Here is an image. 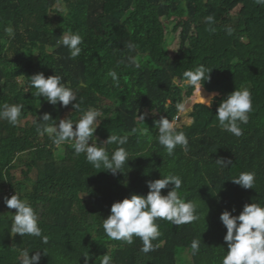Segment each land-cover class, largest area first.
<instances>
[{"label": "trees", "instance_id": "16d2710c", "mask_svg": "<svg viewBox=\"0 0 264 264\" xmlns=\"http://www.w3.org/2000/svg\"><path fill=\"white\" fill-rule=\"evenodd\" d=\"M69 33L83 38L74 59L58 43ZM200 65L212 69L202 95L217 96L210 107L196 98L200 103L188 113L191 124L178 127L189 150L177 146L169 156L156 139L155 122L173 120L177 103L193 96L183 73ZM38 73L61 76L77 100L64 107L36 96L30 77ZM245 88L253 108L246 124L238 122L243 134L236 137L219 127L217 108ZM14 92L21 94L19 101ZM104 103L116 109L114 118H107L112 108ZM5 104L24 108L15 126L0 119V264H20L24 250L30 256L39 251L40 264H85L84 256L88 264H100L106 253L112 264H221L228 250L221 213L238 216L245 204L264 206V5L256 0H0V106ZM89 109L100 113L93 142L112 134L128 137L119 146L129 153L123 173L95 168L86 154H75L72 143L60 146L64 152L58 154L51 134L37 131L38 123L75 124ZM45 113L52 119L42 122ZM104 147L111 156L118 145ZM27 154L33 176L21 179L16 163ZM218 160L231 163L224 167ZM241 172L255 174L254 189L231 180ZM169 174L181 177L179 196L196 205L200 218L179 226L157 219L161 235L148 253L138 237L132 244L109 239L102 225L112 204L132 194L146 196L149 181ZM173 187L170 183L161 194ZM15 193L36 211L47 244L10 232L16 210L4 199ZM193 239L201 241L196 255Z\"/></svg>", "mask_w": 264, "mask_h": 264}, {"label": "clouds", "instance_id": "9594fccd", "mask_svg": "<svg viewBox=\"0 0 264 264\" xmlns=\"http://www.w3.org/2000/svg\"><path fill=\"white\" fill-rule=\"evenodd\" d=\"M258 5H264V0H256ZM207 23L212 24L211 16ZM210 31L214 29H209ZM228 34L232 29H226ZM83 38L78 33H69L62 36L58 43L68 48L70 57L76 58L81 54V44ZM129 50H134V44H128ZM130 63L139 67L134 59L130 58ZM205 66L200 65L195 70H188L183 73V85L193 89L192 99L200 98V102L210 107L213 103L212 98L207 100L202 95V89L206 81L210 79V72ZM108 75L112 78L115 86H119V77L116 71L111 70ZM207 76V79L205 77ZM31 87L36 89L35 95L43 97L45 100L56 105L60 103L67 107L70 103L77 100V94L70 87L62 82V77L53 75L45 77L43 73H38L30 77ZM83 86V85H81ZM74 109L79 110V104H72ZM179 113L183 114L188 109L184 103L176 105ZM23 104H12L0 106V119L7 120L15 126L19 122ZM252 100L249 90H235L223 99L218 108L216 119L219 127L236 137L241 136L242 129L239 123L246 124L249 119V113L252 111ZM100 113L97 110L89 109L77 123L70 119H60L58 124L47 125L38 123L37 131L41 134H51L53 144L59 148L65 143H72L76 155L86 154L87 161L95 168L103 166L106 171L110 170L113 175L117 172L123 173L122 169L129 161V153L124 147L128 141L127 136L109 135L106 141L100 146L96 141H92L94 132L99 126ZM47 113L40 117V121L47 122L51 120ZM144 120V116H140ZM191 124V121H188ZM75 126V127H74ZM158 129L156 139L163 146L168 155L174 154L177 146H180L185 152L189 150V141L183 131L178 130L175 119L161 117L155 122ZM149 129H144L147 134ZM92 141V143H89ZM104 144H116L117 149L109 156L105 150ZM224 167L231 161L218 160ZM235 184L244 189H254L255 174L252 172H241L240 175L231 179ZM174 187L162 195L161 190L169 184ZM149 189L146 196L132 194L130 198H124L122 201L114 202L110 209V215L103 219V230L106 236L111 240L124 241L128 244L133 243V237H138L142 241L141 251L148 253L154 250L152 241L160 235L157 219L166 220L173 225L179 226L189 224L198 220L200 217L196 214V205L192 201H185L180 198L178 190L182 187V179L177 175H165L160 179L149 181ZM5 205L10 209H15L12 215L11 233L21 236H31L41 238L44 244H47L48 237L43 235L42 229L38 226V215L27 200L21 199L17 193L11 198L5 197ZM235 211V209H233ZM220 220L226 227L227 232L224 241L227 243L228 250L222 258L221 264H264V206L258 203L245 204L243 210L238 216L232 215L225 210L220 215ZM200 239H193L191 242V254L196 255L200 250ZM28 250L21 253L20 264H40V253L35 252L29 255ZM85 257V264H88V256ZM100 264H112V258L106 253L102 256Z\"/></svg>", "mask_w": 264, "mask_h": 264}, {"label": "rangeland", "instance_id": "374dc122", "mask_svg": "<svg viewBox=\"0 0 264 264\" xmlns=\"http://www.w3.org/2000/svg\"><path fill=\"white\" fill-rule=\"evenodd\" d=\"M168 31H169V33H171V31H172V26H169ZM167 39H168V48H169L171 54L173 55L174 52H175V50H176V48H175V44L172 43V41H171V36H170V35L168 36ZM11 90H12V88H9V89L7 90L6 93H7V94L10 93ZM13 94H14V96L16 97V99L19 101L20 98H21V94L16 93V92H14ZM213 97H214V96H213ZM213 97H212V98H213ZM198 103H200V102H198V100H196V99L193 100L192 97L189 98V99H186V100H185L184 104L186 105V108H187L188 110H187L185 113H183V114H181V113L176 114L175 117L173 118V119H175L176 122H177V127H180V126H183V125L189 124L188 121H191V120H190V118L188 117V113H189V111L191 110L192 105H194V104H198ZM201 104H202V103H201ZM38 106L40 107L41 105H38ZM103 106H104V107H111L110 104H106V103H104ZM111 108H112V107H111ZM116 114H117L116 109L112 108V109H111V113L108 115L107 118H108V119H112V118H114V117L116 116ZM22 124H23V123H22ZM96 143H97L98 146H100L102 142L99 141V140H97ZM57 152H58V154H62V153L64 152V148H63V147H59V149L57 150ZM29 157H30V155L27 154V155L21 157L20 159H18V161H17V163H16L17 166H18V168H17V170L15 171V174L17 175L18 178H21V179H23V178H32L33 173L30 172V169H29V166H28V163H27Z\"/></svg>", "mask_w": 264, "mask_h": 264}, {"label": "water", "instance_id": "95a60500", "mask_svg": "<svg viewBox=\"0 0 264 264\" xmlns=\"http://www.w3.org/2000/svg\"><path fill=\"white\" fill-rule=\"evenodd\" d=\"M215 96H217V93H216V95H215ZM215 96H214V97H215Z\"/></svg>", "mask_w": 264, "mask_h": 264}]
</instances>
